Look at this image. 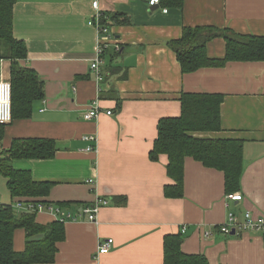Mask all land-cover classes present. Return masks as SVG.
I'll list each match as a JSON object with an SVG mask.
<instances>
[{
  "label": "crops",
  "instance_id": "1",
  "mask_svg": "<svg viewBox=\"0 0 264 264\" xmlns=\"http://www.w3.org/2000/svg\"><path fill=\"white\" fill-rule=\"evenodd\" d=\"M148 1L99 0L112 40L104 54V79L98 82L92 63L100 36L88 23L96 12L93 0H16L14 36L28 49L20 63L44 81V96L33 102L30 116L5 124L0 153L18 138L53 139V157L12 160L15 169L53 183L40 200L73 214L106 202L98 205L95 222L60 221L65 238L52 264H95L99 244L108 238L114 244L98 264H166L164 237L178 233L185 253L205 255L212 264H264V232L225 235L217 228L230 210L264 216V60L228 61L183 73L169 43L196 26L264 36V0H184L182 7H151ZM114 13L126 22L113 23ZM207 53L224 58L226 39L210 40ZM10 69V60L2 59L0 77L9 79ZM183 93L224 94L222 129L193 135L243 140L241 200L227 198L221 171L192 157L185 161L184 195L166 196L172 183L167 158L154 161L150 151L159 119L181 115ZM95 100L100 114L84 119ZM88 135L95 139H85ZM0 185L7 189L0 187V201L13 203L5 177L0 176ZM36 220L57 219L42 211ZM206 230L213 236L205 237ZM25 244L18 230L15 248L23 250Z\"/></svg>",
  "mask_w": 264,
  "mask_h": 264
},
{
  "label": "trees",
  "instance_id": "2",
  "mask_svg": "<svg viewBox=\"0 0 264 264\" xmlns=\"http://www.w3.org/2000/svg\"><path fill=\"white\" fill-rule=\"evenodd\" d=\"M16 0H0V59L11 62L13 119L31 115L33 102L43 98L44 81L38 73L20 63L28 54L27 44L14 36V5ZM164 7H182L184 0H160ZM121 13H114L110 20L126 22ZM123 17V19H122ZM103 23L108 24L106 17ZM216 37L226 39L224 58L209 57L208 42ZM170 46L177 53L183 73L203 67L223 66L228 61L264 60V36L241 34L214 26L186 27L181 38L171 40ZM222 93H183L181 115L162 117L158 121V134L150 151L154 161L167 158V173L172 183L165 188L166 196L180 198L184 195L185 161L188 157L206 167L224 174L225 193L231 195L241 189L244 172L243 140L200 138L194 132H212L222 129ZM0 123V139L5 132ZM57 150L53 139L18 138L11 147L0 153V173L6 178L8 189L15 199L0 208V264H52L56 260L58 243L65 238L63 222L46 224L36 220L37 213L19 211L14 203L43 202L53 183L37 181L29 170H17L12 165L16 158H51ZM22 230L26 237L23 250L15 248V236ZM43 234L38 240L31 237ZM181 233L164 237V262L166 264H212L205 255L188 254L182 250Z\"/></svg>",
  "mask_w": 264,
  "mask_h": 264
},
{
  "label": "built area",
  "instance_id": "3",
  "mask_svg": "<svg viewBox=\"0 0 264 264\" xmlns=\"http://www.w3.org/2000/svg\"><path fill=\"white\" fill-rule=\"evenodd\" d=\"M160 0H149L148 4L151 7L158 5ZM93 8L95 9V14L89 19L88 23L91 26H94L98 34L100 36V40L98 41L97 46V55L92 63V70L95 72L96 79L98 82L103 81L104 75L102 71V66L105 63L104 54L109 46V40H112V34L110 31V27L107 24L103 23L104 14L100 11L99 0H93ZM167 11V9H164ZM120 45L116 44V50H119ZM2 59H0L1 61ZM107 114L111 115L113 113L112 110L106 111ZM100 114V109L98 105V100H95L90 108L83 112L84 119L91 120L96 118ZM13 119L12 112V83L7 78L0 77V123L8 124ZM85 139L94 140V136H84ZM89 151L94 150L93 146H89L87 148ZM87 182L92 183L93 180L90 179ZM229 200L239 201L242 199V195L237 193H233L231 195H227ZM103 203L106 204L105 201H99L94 205H86L82 208L81 212L78 214H73L71 212L63 211L61 206L53 205L46 202H24L18 201L14 204L15 208L19 211H28L33 213H39L42 211H49L52 213L55 218L59 221H78V220H88V221H96L98 205ZM3 206V203L0 201V208ZM218 231L225 235H232L234 231L235 234L239 232H253V231H261L264 232V216H257L253 212L247 210L244 213H237L232 210L228 212L226 220L217 226ZM186 232V227L183 226L182 233ZM214 231L206 230L204 232L205 237L213 236ZM114 244L113 238H108L106 240H102L99 244L98 250L94 256L96 260L95 264H98L97 260L99 256L103 254H107L112 249Z\"/></svg>",
  "mask_w": 264,
  "mask_h": 264
},
{
  "label": "water",
  "instance_id": "4",
  "mask_svg": "<svg viewBox=\"0 0 264 264\" xmlns=\"http://www.w3.org/2000/svg\"><path fill=\"white\" fill-rule=\"evenodd\" d=\"M232 234H235V232L233 231ZM42 237H43V234H37L31 237V240H38V239H41Z\"/></svg>",
  "mask_w": 264,
  "mask_h": 264
},
{
  "label": "rangeland",
  "instance_id": "5",
  "mask_svg": "<svg viewBox=\"0 0 264 264\" xmlns=\"http://www.w3.org/2000/svg\"><path fill=\"white\" fill-rule=\"evenodd\" d=\"M0 176H1V178H4L3 177V175L0 173ZM0 187H1V189H3V191H4V189L6 190V192H7V189L5 188V186H3V185H0ZM82 210V209H81Z\"/></svg>",
  "mask_w": 264,
  "mask_h": 264
}]
</instances>
